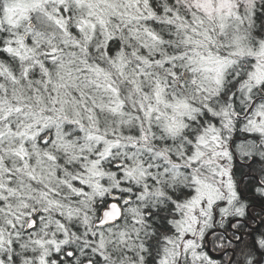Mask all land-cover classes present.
I'll list each match as a JSON object with an SVG mask.
<instances>
[{"label": "snow or ice", "instance_id": "snow-or-ice-1", "mask_svg": "<svg viewBox=\"0 0 264 264\" xmlns=\"http://www.w3.org/2000/svg\"><path fill=\"white\" fill-rule=\"evenodd\" d=\"M245 176L264 0H0V264H264Z\"/></svg>", "mask_w": 264, "mask_h": 264}, {"label": "flooded vegetation", "instance_id": "flooded-vegetation-1", "mask_svg": "<svg viewBox=\"0 0 264 264\" xmlns=\"http://www.w3.org/2000/svg\"><path fill=\"white\" fill-rule=\"evenodd\" d=\"M242 141H243V137H241L240 141H238V145ZM243 171L245 173H247L248 169L244 168ZM246 181H248V177L247 176H245V182ZM245 195L249 197V199L251 200V202L253 204L252 216L254 217V219L250 221V226H251V229H257L258 230L256 233H253L254 235L258 236L259 231H264V227L261 226L260 221H259V210H260V207H261V202L259 200L253 199L252 184L251 183L247 184V186L245 187ZM248 231H250V229H246L245 233L243 234V236H244V240L245 241H249L250 242L251 237L247 234ZM213 255H219V254L213 253Z\"/></svg>", "mask_w": 264, "mask_h": 264}, {"label": "trees", "instance_id": "trees-1", "mask_svg": "<svg viewBox=\"0 0 264 264\" xmlns=\"http://www.w3.org/2000/svg\"><path fill=\"white\" fill-rule=\"evenodd\" d=\"M241 137H243V135H242ZM260 167H261V165H260L259 163L255 164V165L253 166V171H254V172L259 171ZM242 171H243V170H242ZM245 183H246V186H247V184L251 183V184L253 185L255 182H254V181H249V180H248V181H246Z\"/></svg>", "mask_w": 264, "mask_h": 264}]
</instances>
